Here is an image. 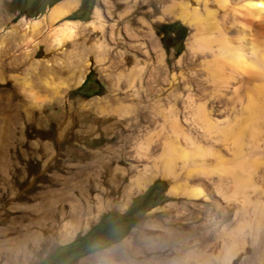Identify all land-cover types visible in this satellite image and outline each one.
<instances>
[{
  "label": "rangeland",
  "instance_id": "374dc122",
  "mask_svg": "<svg viewBox=\"0 0 264 264\" xmlns=\"http://www.w3.org/2000/svg\"><path fill=\"white\" fill-rule=\"evenodd\" d=\"M56 1L0 0V264H59L65 256L63 245L80 237L101 218L122 214L132 217L127 231L113 235L110 245L99 236L96 242L101 246L92 258L103 254L110 257L114 251L122 255L129 248L136 251L140 247V259L144 260V243L135 246L139 237L146 234V239H154L164 228L189 235L192 227L201 225L207 231L204 238L193 243L190 237L193 244L178 253L170 246L162 248L161 264H188L194 250L204 251L209 259L217 257L223 240L230 241L238 233L235 229L241 217L234 211L239 202L227 206L203 179L207 201L170 196L171 181L161 178L140 192L129 193L131 179L138 171L130 155L135 156L138 143L128 138L123 122L129 104L124 99L125 84L131 59L144 58L137 55V48L128 47L122 31L112 47L110 32L115 22L122 26L132 16H120L125 11L123 5H114L117 0H78L75 14L53 23L44 19L33 36L25 32L22 21L43 20ZM96 10L105 25L103 33L99 24L94 29ZM136 13L139 16L141 11ZM67 23L78 25L77 29L72 38L57 45L54 37ZM152 28L165 52L170 76L174 74L176 82L180 81L182 68L177 61L186 53L190 29L169 19L152 22ZM186 58L188 63L189 56ZM166 79L165 75L145 79L147 88L157 84V90L161 88L156 92L161 94L163 104L164 96L172 91L165 90ZM147 100L148 114L155 119L148 130L156 140L152 148L157 147V151L162 141L158 133L165 131L158 116L166 106L161 103L163 106L157 108L153 96ZM237 108L218 109L221 112L212 116V123L222 125L240 119L239 128L247 126L245 112ZM139 128L141 138L145 132ZM45 131L50 136L46 144L39 137V132ZM196 141L202 148L214 147L223 161L232 157L220 142ZM178 143L181 150L186 145L180 138ZM214 161L208 157L205 165ZM181 163L178 160L176 164L179 182L187 174ZM263 185L258 194L251 195L252 201L258 198L264 203ZM191 202L196 206H190ZM66 226L75 230L69 239L64 238ZM257 235L254 245L246 233L242 235L245 245L231 264H264V221ZM55 251L59 254L51 256Z\"/></svg>",
  "mask_w": 264,
  "mask_h": 264
},
{
  "label": "bare ground",
  "instance_id": "6f19581e",
  "mask_svg": "<svg viewBox=\"0 0 264 264\" xmlns=\"http://www.w3.org/2000/svg\"><path fill=\"white\" fill-rule=\"evenodd\" d=\"M119 4L124 6L125 11L120 16L132 17L122 26L118 21L112 25L111 46L115 48L122 31L128 47L137 48V55L144 58L143 61L131 59L132 65L128 67L125 84L124 99L129 104L124 109L123 122L127 127L128 138L132 141L136 139L138 143L137 153L135 156L130 155L138 171L131 179L129 193L140 192L153 180L161 178L171 181L170 196L207 201L209 195L205 183H201L203 179L212 185L215 194L227 206L239 202L240 205L235 206L234 211L241 217V224L238 230L235 229L238 233L232 235L230 241L223 240L222 251L218 256L209 259L202 250L191 251L189 255L190 264H231L245 245L242 235L246 233L254 245L264 221V203L258 198L253 199L255 201L251 198L252 194H258L264 182V0H117L114 5L118 7ZM137 11H141L139 16ZM66 13V10L56 8L49 19L52 22ZM96 18L94 29L98 26L103 33L105 25L100 23L99 10H96ZM44 19L22 21V26L25 32L33 36ZM166 19L180 21L190 29L186 53L177 61L182 68L179 70L180 81L177 82L174 74L170 76L165 52L152 28V22ZM77 26L74 23L64 25L57 31L54 42L61 45L64 40L72 38ZM126 59H129V55ZM184 63L187 65L184 66ZM163 75L165 79L170 78V81L164 80L167 88L163 90H172L164 96V104L161 94H158L162 91L161 88L157 90L158 84L153 89L147 88L145 84L146 78ZM82 81L83 78L79 82L82 84ZM152 96L157 108L162 104L166 106L165 112L158 116L165 131L158 133L162 141L158 143L157 151V147L152 148L156 140L152 139L148 130L155 121L149 116L146 104ZM225 106H229L230 110L238 107L245 112L249 125L239 128L237 122L240 119L222 125L212 123V116L219 114L221 111L218 109ZM139 126L145 132V135L141 134L143 140L139 137ZM39 137L44 144L50 138L47 132H39ZM178 138L185 141L182 150ZM196 138L213 140L212 144L220 142L231 152L232 157L223 161L214 147L202 148ZM188 146L192 148L188 149ZM208 157L215 159L213 165H205ZM178 160L187 173L186 179L181 182L176 181ZM190 206L196 205L191 202ZM65 229L64 238L69 239L75 230L69 226ZM206 232L204 225L192 227L189 235L164 228L163 233L154 239H146L145 234L144 238L141 236L136 240V248L143 243L145 245V255L142 252L144 260L140 259V247L136 251L129 248L122 255L114 251L110 257L103 254L96 258L111 264H161L163 259L159 253L162 248L170 246L178 253L204 238ZM190 237L194 238L192 244ZM149 255L151 258H148Z\"/></svg>",
  "mask_w": 264,
  "mask_h": 264
},
{
  "label": "crops",
  "instance_id": "0c3cea01",
  "mask_svg": "<svg viewBox=\"0 0 264 264\" xmlns=\"http://www.w3.org/2000/svg\"><path fill=\"white\" fill-rule=\"evenodd\" d=\"M78 2V0H59L58 2H55V4H53V7L51 10L49 9L47 12V17H46V22L47 23H53L57 20H61V19H65L67 17H69L72 14H75L77 12V9L72 8L73 5H76ZM56 8H62L64 10L67 11V13L62 16L59 19H56L54 21H50V17L52 16L54 10ZM117 216V215H116ZM129 216V215H128ZM113 217L111 218H101L99 221L103 220V224H108L109 221H112ZM132 217L129 216L127 223L130 221ZM98 221V222H99ZM98 222L93 225L88 231H86L84 234H82L80 237H78L77 239L72 240L71 242L63 245V252H65V256L64 258L61 260L60 263L65 261V264H92L93 262L96 261H101L102 259H98V258H92L91 256L93 254H95L98 250V248L101 246L99 244V242H96V239L100 236L103 237V242L108 244V243H114L113 242V238L108 236V233L100 230V231H96V225L98 224ZM125 225V227H126ZM127 231V228H124L123 231ZM122 231V232H123ZM122 232L119 234L121 235ZM117 236V235H116ZM105 240V241H104ZM106 244V245H107ZM108 244V245H110ZM57 253V251H55L51 256H55V254ZM59 254V253H57ZM105 261L107 263L106 260H102ZM104 262V263H105ZM59 263V264H60Z\"/></svg>",
  "mask_w": 264,
  "mask_h": 264
},
{
  "label": "flooded vegetation",
  "instance_id": "af4514ba",
  "mask_svg": "<svg viewBox=\"0 0 264 264\" xmlns=\"http://www.w3.org/2000/svg\"><path fill=\"white\" fill-rule=\"evenodd\" d=\"M128 218L127 214L113 216V220L109 221L108 224H103V220H101L95 226L97 228L96 231L103 230L108 233L109 237L119 235L124 230Z\"/></svg>",
  "mask_w": 264,
  "mask_h": 264
},
{
  "label": "trees",
  "instance_id": "16d2710c",
  "mask_svg": "<svg viewBox=\"0 0 264 264\" xmlns=\"http://www.w3.org/2000/svg\"><path fill=\"white\" fill-rule=\"evenodd\" d=\"M59 1V0H58ZM58 1H56V2H58ZM55 4V3H54ZM51 6H53V4L51 5ZM180 28H181V30L184 32V28L182 27V26H180ZM42 264V263H41Z\"/></svg>",
  "mask_w": 264,
  "mask_h": 264
}]
</instances>
